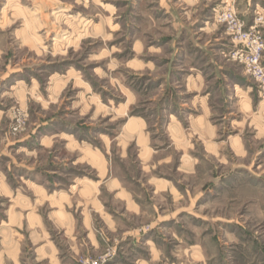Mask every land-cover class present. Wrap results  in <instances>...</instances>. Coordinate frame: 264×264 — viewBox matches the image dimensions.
Masks as SVG:
<instances>
[{"label": "rangeland", "instance_id": "1", "mask_svg": "<svg viewBox=\"0 0 264 264\" xmlns=\"http://www.w3.org/2000/svg\"><path fill=\"white\" fill-rule=\"evenodd\" d=\"M248 1L0 0V150L70 199L65 264H264V98L217 19Z\"/></svg>", "mask_w": 264, "mask_h": 264}, {"label": "crops", "instance_id": "2", "mask_svg": "<svg viewBox=\"0 0 264 264\" xmlns=\"http://www.w3.org/2000/svg\"><path fill=\"white\" fill-rule=\"evenodd\" d=\"M3 72L7 75V70H3ZM188 76L193 79L191 84L187 82L188 79H185V88L187 90H189L188 88L192 89L188 92L192 93L193 97H198L196 99L198 102H206V96L209 93L201 92L204 87L201 70L188 74ZM228 86H230L232 95L240 102L239 92L245 93V88L237 82H230ZM247 92H249L248 89ZM247 95L246 93L241 101L246 102L245 104L249 107L252 99ZM202 103L198 105L202 106ZM138 119L141 121H136ZM132 120L138 123L144 122L141 118L134 116L125 122L126 125L129 126ZM44 140V137L41 136L39 145H42ZM21 145L23 146L22 143ZM24 147L28 148V144ZM4 157L9 164L15 165L14 159L0 150V161ZM31 173L34 174L26 165L14 166L13 170L10 169L9 165L0 167V264H25L21 256L24 242L32 244L35 260H47L51 264H65L66 256L62 257L61 248L56 239L58 235L51 227L53 225L56 229L58 228V232L64 230L65 233L71 235L74 229V221L72 212L67 209L70 199H63V194L60 191L58 194L57 190L47 192L48 186L44 178L40 179L37 175L33 179L26 178L27 174ZM17 175L19 177L17 183L19 184L13 179ZM24 190H31L34 197L25 194ZM44 206L49 209L48 212L41 210ZM86 232L89 236L88 229ZM91 242L95 243L96 241L91 240ZM69 248H73V243Z\"/></svg>", "mask_w": 264, "mask_h": 264}, {"label": "built area", "instance_id": "3", "mask_svg": "<svg viewBox=\"0 0 264 264\" xmlns=\"http://www.w3.org/2000/svg\"><path fill=\"white\" fill-rule=\"evenodd\" d=\"M217 19L225 23L232 36V60L241 63L264 98V19L256 16L251 24L239 18L232 7L218 12ZM95 264V263H93Z\"/></svg>", "mask_w": 264, "mask_h": 264}]
</instances>
